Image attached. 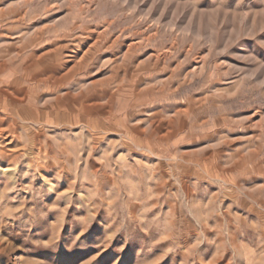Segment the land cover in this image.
<instances>
[{"label": "rangeland", "instance_id": "1", "mask_svg": "<svg viewBox=\"0 0 264 264\" xmlns=\"http://www.w3.org/2000/svg\"><path fill=\"white\" fill-rule=\"evenodd\" d=\"M0 264H264V0H0Z\"/></svg>", "mask_w": 264, "mask_h": 264}, {"label": "bare ground", "instance_id": "2", "mask_svg": "<svg viewBox=\"0 0 264 264\" xmlns=\"http://www.w3.org/2000/svg\"><path fill=\"white\" fill-rule=\"evenodd\" d=\"M155 58V57H154ZM86 59V58H85ZM76 60V59H75ZM79 60V59H78ZM81 61V60H80ZM77 64V63H76ZM54 65V64H53ZM55 75H56V73H55ZM54 78V77H53ZM59 78V77H58ZM70 78V77H69ZM71 79V78H70ZM54 80V79H53ZM61 80V79H60ZM90 103V102H89ZM2 132V131H1Z\"/></svg>", "mask_w": 264, "mask_h": 264}]
</instances>
